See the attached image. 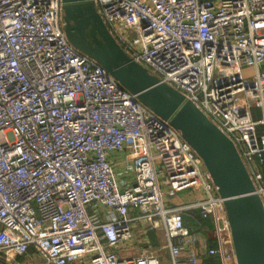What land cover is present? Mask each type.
<instances>
[{
	"label": "built area",
	"instance_id": "built-area-1",
	"mask_svg": "<svg viewBox=\"0 0 264 264\" xmlns=\"http://www.w3.org/2000/svg\"><path fill=\"white\" fill-rule=\"evenodd\" d=\"M135 62L180 91L235 143L264 203V0H94ZM254 109L260 110L256 119ZM135 146L121 187L111 154ZM171 196L197 191L224 244V200L181 133L67 38L62 0H0V256L8 264H161L121 258L133 223L162 224L168 264H203L198 238ZM104 206L97 224L88 206ZM132 210L138 214L132 215ZM228 228L229 222L225 218ZM182 257L187 262L182 263Z\"/></svg>",
	"mask_w": 264,
	"mask_h": 264
},
{
	"label": "water",
	"instance_id": "water-1",
	"mask_svg": "<svg viewBox=\"0 0 264 264\" xmlns=\"http://www.w3.org/2000/svg\"><path fill=\"white\" fill-rule=\"evenodd\" d=\"M62 2L68 40L169 122L202 158L224 200L237 264H264V203L233 140L184 94L126 54L94 0Z\"/></svg>",
	"mask_w": 264,
	"mask_h": 264
},
{
	"label": "crops",
	"instance_id": "crops-1",
	"mask_svg": "<svg viewBox=\"0 0 264 264\" xmlns=\"http://www.w3.org/2000/svg\"><path fill=\"white\" fill-rule=\"evenodd\" d=\"M142 141L134 143L128 142L127 147L122 151L111 154V159L114 163V168L118 181L121 187H125L127 184L133 181L132 160L135 154V146L140 149ZM165 188L167 186L163 185ZM201 199L200 194L197 191L188 193L183 198H176L172 202L166 204L169 207H183L185 225L190 231L198 238L196 251L200 254L203 264H237L235 257H230L223 262L218 255L211 256L208 254L210 248L219 247V240L216 233V221L213 215L208 218H204L199 208H192L191 205ZM108 209L104 206H88V213L97 224L106 221L108 216ZM138 212L132 210V215H136ZM220 221L223 228L222 234L226 238L224 244L229 245V241L232 239L231 229L225 225L226 212L220 211ZM205 220L206 223L202 224L201 220ZM195 221L198 223H195ZM209 223V224H208ZM230 227V226H229ZM134 239L128 244H120L115 248V251L121 258H132L142 254H153L159 258L161 264H168L170 262L169 249L166 246L167 237L165 234L164 226L153 229L148 223L142 220H135L133 223ZM32 260L35 264H45V262L38 255L37 248L31 247L29 254L26 257H18V261ZM182 263H186V257H182ZM0 264H8L0 256ZM76 264H88L85 262H77Z\"/></svg>",
	"mask_w": 264,
	"mask_h": 264
},
{
	"label": "rangeland",
	"instance_id": "rangeland-1",
	"mask_svg": "<svg viewBox=\"0 0 264 264\" xmlns=\"http://www.w3.org/2000/svg\"><path fill=\"white\" fill-rule=\"evenodd\" d=\"M254 110H255V114H256V119H259L260 118V110L259 109H254ZM162 192H163V198L165 200V204H168V203L172 202L176 198H183V197H185L186 195H188V193H190L192 191L191 190H185V191L176 193L175 196H171L167 192V188H165L163 186L162 187Z\"/></svg>",
	"mask_w": 264,
	"mask_h": 264
},
{
	"label": "trees",
	"instance_id": "trees-1",
	"mask_svg": "<svg viewBox=\"0 0 264 264\" xmlns=\"http://www.w3.org/2000/svg\"><path fill=\"white\" fill-rule=\"evenodd\" d=\"M262 170H263V173H264V166L262 167ZM195 223H198V221H197V222L195 221ZM201 223H202V224H205L206 221L203 219V220H201ZM208 224H209V223H208ZM217 263H218V262H217ZM217 263H216V264H217Z\"/></svg>",
	"mask_w": 264,
	"mask_h": 264
},
{
	"label": "flooded vegetation",
	"instance_id": "flooded-vegetation-1",
	"mask_svg": "<svg viewBox=\"0 0 264 264\" xmlns=\"http://www.w3.org/2000/svg\"><path fill=\"white\" fill-rule=\"evenodd\" d=\"M87 33H88V35H90V28H89V29H87Z\"/></svg>",
	"mask_w": 264,
	"mask_h": 264
}]
</instances>
